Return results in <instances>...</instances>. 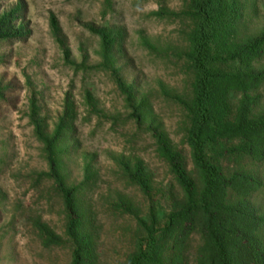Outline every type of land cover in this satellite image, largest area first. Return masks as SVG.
<instances>
[{
	"label": "rangeland",
	"instance_id": "1",
	"mask_svg": "<svg viewBox=\"0 0 264 264\" xmlns=\"http://www.w3.org/2000/svg\"><path fill=\"white\" fill-rule=\"evenodd\" d=\"M190 3L0 0V18L15 11V26L23 28L22 36L0 40V264H73L70 211L52 159L64 186L75 189L80 232L94 264H130L148 243L143 224L160 231L187 202L159 151L160 136L202 190L182 104L193 94L194 74L184 57L194 25ZM240 3L244 41L264 32V0ZM254 65L264 68V56ZM255 95L257 116L264 112V85ZM240 98L232 94L233 108ZM58 129L52 153L45 140ZM238 144L223 141L206 154L225 176L245 171L262 182L250 200L264 215V160L233 153ZM138 164L147 190L132 176ZM259 234L264 241V226ZM156 235L159 245L167 240ZM170 247L163 264H198L203 237L196 229L176 257Z\"/></svg>",
	"mask_w": 264,
	"mask_h": 264
},
{
	"label": "trees",
	"instance_id": "2",
	"mask_svg": "<svg viewBox=\"0 0 264 264\" xmlns=\"http://www.w3.org/2000/svg\"><path fill=\"white\" fill-rule=\"evenodd\" d=\"M162 14L163 10L156 13ZM188 15L194 25L188 33L184 57L193 71L194 81L192 99L182 104L190 119L188 143L193 162L202 175L203 188L197 192L180 162L179 153L160 136L159 151L170 162L185 190L187 202L168 217L165 228L160 231L154 224H143L148 243L146 248L139 246L130 264H163L162 256L169 242L174 256H179L196 229L203 237L198 264H264V241L259 234L264 215L250 200L262 188V182L245 171L227 177L206 154L208 149L217 150L223 141L238 140L233 153L249 156L255 162L264 160V112L253 114L255 93L264 85V68L254 65L264 56V32L239 40L240 0H191ZM15 20V11L0 18V40L22 36L23 28L16 27ZM102 35L108 43L107 34ZM228 64L232 68L227 69ZM233 93L241 94L235 108L230 103ZM59 136L58 129L52 138L45 140L52 153ZM51 167L70 211L68 234L76 246L73 264H94L89 239L80 232L75 189L64 186L55 159ZM132 176L147 190V176L140 164ZM158 232L162 237L167 236L160 245Z\"/></svg>",
	"mask_w": 264,
	"mask_h": 264
}]
</instances>
